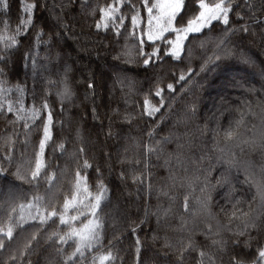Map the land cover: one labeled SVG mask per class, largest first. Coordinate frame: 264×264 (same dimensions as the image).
<instances>
[{"label": "snow or ice", "instance_id": "6c2138e0", "mask_svg": "<svg viewBox=\"0 0 264 264\" xmlns=\"http://www.w3.org/2000/svg\"><path fill=\"white\" fill-rule=\"evenodd\" d=\"M72 2L48 4L46 0H21L23 15L15 27L6 18H0V119H5L12 126L11 131L0 135V192L7 189L4 197L0 198V254H3L0 264H32L31 257L39 253L42 241L54 248L59 257L57 264H117L119 249L113 241H120L122 234L117 233L121 220L105 211L111 203L110 189L100 175L99 166L95 168L96 184L92 188L88 170L93 165L86 158L84 147L69 152L65 146L66 138L60 142L53 140L54 108L49 95L55 88L56 99L63 111L65 104L73 102L74 93L69 84L67 64L62 73H57L61 77L59 80L51 78V64L58 61L48 53L53 39L62 36L59 29L67 30L63 12ZM125 5L131 13L129 35L139 40L137 55L146 69L162 62L164 57L173 61L187 60L190 64L197 55L191 47L193 40L199 41L201 72L213 71L231 59L247 64L243 54L236 55L232 37L249 32L248 20L264 25V15H257L264 13V0H243L242 3L238 0H141L139 6L131 0H113L99 7V17L94 24L97 32L111 29L117 36L121 35L120 28L124 27L127 15L122 8ZM80 6L82 9L88 7L87 0H82ZM9 7L8 0H0V12L4 17ZM57 8L59 13L55 11ZM142 9L147 13L144 27H141ZM241 9L247 11V16ZM44 10L50 19L55 20L47 32L42 27L43 20L36 17L37 11ZM89 14L96 16L97 8H91ZM233 15L240 21L238 25L231 19ZM221 25L223 27L217 31ZM46 35L49 37L47 40L44 38ZM29 40L30 47L23 53V80L17 79L13 83L9 78L13 71V57ZM146 45L151 51L145 50ZM42 47L46 52L43 57L40 56ZM121 56L129 57L125 63L136 62L129 52L115 58L120 59ZM192 75L189 66L187 72H181L179 81L189 83ZM29 79L31 87L28 86ZM118 82L122 85L127 83L130 90L134 84L127 77H118ZM233 86L257 97L255 103L252 99H240L235 108L222 105L218 109L219 116H215L214 126L209 128L205 125L202 133L205 136L211 133L210 141L203 145L205 151L187 162L181 153H176V164L184 175H177L165 160L169 183L160 194L168 201L167 206L159 202V197L155 206L146 202L143 218L139 223L132 222L129 229L135 237L136 264H143L141 225L153 218L156 227L152 241H162L161 247L174 255V262L169 264H186L193 258L192 253H196L195 264H217L218 254L219 264H224L223 255L228 256V264H264V243H258L255 249L252 246V241L264 232V164L257 169L249 162L240 168L235 151L239 148L243 152L248 147L264 152V84L259 90L246 81L234 82ZM88 87L93 85L89 83ZM167 89L173 92V84H167ZM154 95L159 97L158 104L152 103L148 94L144 97L142 115L149 118H154L166 104L164 89L159 84ZM26 97L32 101L27 107ZM196 113L197 102L193 101L186 115L194 117ZM225 113H229L226 123L223 119ZM93 118H97L95 109ZM250 118L258 119L259 125L253 123L249 128ZM21 127L24 130L20 140L23 150L17 146L21 135L18 129ZM249 132L251 135L247 134ZM34 133H41L37 137L38 147L32 140ZM148 136L149 141L143 144V171L133 168L130 172L133 184L140 186L137 192L143 190L150 198L152 173L149 160L152 156L159 159L164 151L161 145L169 140H155L154 130ZM83 141V130L77 127L73 142L82 144ZM177 146L184 147L179 143ZM129 147L139 149L141 145L133 138ZM29 148L32 149L31 156L28 155ZM46 148H51L52 154L59 151L61 158L68 156L75 161L77 166L67 190L60 184L67 166L58 164L53 168L49 162L51 155L48 160L45 158ZM213 159L215 164L211 163ZM205 160L209 161L207 167L203 166ZM128 162L133 161L129 159ZM134 163L141 164L139 156ZM189 163L196 166L191 173ZM217 165L222 167L213 182L212 173ZM234 168L236 175L232 174ZM124 178L121 172L120 179ZM42 185L45 186L43 193L40 191ZM217 187L226 188L225 204L215 212L212 192ZM196 191L201 195L196 197L198 208L194 210L190 200ZM173 220L177 222L175 225ZM109 229L113 230L111 235ZM169 229L179 233L174 241L167 235ZM198 235L209 243L205 245L198 241ZM44 259L46 264H53L50 258Z\"/></svg>", "mask_w": 264, "mask_h": 264}, {"label": "trees", "instance_id": "16d2710c", "mask_svg": "<svg viewBox=\"0 0 264 264\" xmlns=\"http://www.w3.org/2000/svg\"><path fill=\"white\" fill-rule=\"evenodd\" d=\"M9 10L7 16L0 12V18H6L10 24L15 27L22 17L21 0H8ZM30 2V0H26ZM48 4L65 3L69 0H46ZM113 0H87L88 7L81 8L82 0H73L63 12V21L68 26L65 31L59 29L62 36L59 39H53L51 52L48 53L55 61L51 64V78L59 80L61 77L57 75L62 73L65 64L69 66L68 79L71 89L73 90V102L64 105L62 111L61 105L56 99L55 88L49 95V102L53 105V140L60 142L62 139L68 141L66 148L71 151L84 147L85 156L93 165L88 170L89 184L94 188L96 184L97 173L95 168L99 166L100 175L103 177L104 183L108 185L111 203L105 209L109 215H115L121 220L118 225V235L120 241H113L119 249L117 264H136L135 237L130 233L132 222L139 223L143 218V209L145 203L155 206L159 202L167 206L168 201L161 195V191L169 183L168 171L165 168V160H168L172 170L177 175H184L183 170L176 164V153H181L185 161H189L193 156L199 157L205 151L203 145L206 141H210L211 133L207 136L203 135L205 125L209 128L214 126L215 116H219L218 109L222 105L235 108L240 103V99H252L255 103L257 97L241 91L234 87V82L246 81L248 85L254 86L257 90L261 84H264V25L254 24L248 20L249 32L247 34L238 33L232 37L236 46V55L243 54L248 63H241L238 59H231L221 67L210 72H201L200 64L202 59L198 55L200 53L199 41L193 40L191 47L197 55L189 64L187 60L173 61L164 57L162 62L150 66L147 69L140 63V57L137 55L139 50V40L129 35L131 31V13L127 6H122L127 13L124 27L120 28L121 35L117 36L111 29L107 32L101 30L97 32L94 27L95 21L99 17V7L105 6ZM138 6L141 0H131ZM242 3L243 0H238ZM256 2V0H254ZM97 8L96 16L90 15L91 8ZM194 9L195 5L192 4ZM57 13L60 9L55 10ZM241 12L247 16V11L241 9ZM143 17L141 27L146 26L147 13L141 10ZM257 15H264L258 13ZM36 17L43 20L42 27L45 32L49 27L55 24V20L49 18L47 10L37 11ZM231 19L238 25V21L233 15ZM218 26L217 31H219ZM49 38L47 35L44 37ZM146 39V38H145ZM159 43V42H157ZM31 41H26L13 57V71L10 73V80L15 83L17 79L23 80V53L30 47ZM146 51H151L145 46ZM124 52L131 54V59L136 61L132 64L125 63L129 57L118 55ZM46 54L45 49H40V56ZM210 54V53H209ZM41 62H44L43 60ZM192 68L193 75L189 83L179 81L181 72H187L188 67ZM118 77H127L134 82L131 90L127 86L118 82ZM187 78V77H186ZM91 83L92 88L88 85ZM173 84V92H169L167 84ZM159 84L164 89L166 100L165 107L161 109L154 118L142 115L143 102L145 94L154 104H158L159 97L154 95L155 87ZM31 87V80L28 81ZM239 98V99H238ZM193 101L197 102V113L194 117L186 115L189 106ZM31 98L26 97V107L31 104ZM93 109H95L96 119L93 118ZM126 114H131L130 118ZM234 115V113H232ZM229 113H225L224 121L227 122ZM259 125V120H252L248 127L252 124ZM63 125V127L61 126ZM77 127L83 130V143L74 141V135ZM12 130V126L7 124L5 119H0V135ZM155 132V140H163L167 138L168 143L161 145L164 149L160 158L150 157L149 171L152 173V196L149 198L140 187L133 184L130 169L136 168L143 171V144L149 141L148 133ZM21 133L17 141V146L23 150L20 140L23 139L24 130L18 129ZM111 133V134H109ZM41 133H34L32 140L38 147L37 137ZM251 135V133H247ZM133 138L139 142L141 147L135 149L129 147ZM189 141L191 144H189ZM154 143V141H153ZM178 143L184 147L178 148ZM129 147V151L125 152V148ZM238 166L243 168L251 162L258 169L264 164V152L260 149L244 148L241 152L239 148L235 149ZM46 160L51 155L50 164L55 168L58 164L67 166L65 175L61 177L60 184L63 189L69 188V180L71 179L76 163L73 159L65 156L61 158V153L57 151L52 154L51 148H46ZM32 149L29 148L28 155L31 156ZM139 156L140 165H136L134 160ZM128 158V159H126ZM131 159L133 162L129 163ZM211 163L215 164L213 159ZM208 160L203 162V166L207 167ZM189 171L196 167L188 164ZM222 165H217L216 170L212 173L214 178L219 175ZM121 172L124 173V180L120 179ZM232 174L236 175V169L232 170ZM242 177V173H241ZM27 188L28 186L25 185ZM44 185L41 186V193L44 191ZM7 189L0 192V198H3ZM226 188L217 187L212 192L213 211L218 212L219 208L225 204L224 193ZM242 194V193H237ZM201 194L199 191L192 193L190 200L194 210L198 208L196 197ZM139 197V198H138ZM63 193L60 195L62 200ZM182 200V197H181ZM83 219V218H82ZM175 225L177 222L172 221ZM155 220L150 219L148 223L141 225L139 234L144 240V248L141 252V260L143 264H169L174 262L175 257L169 252V249L161 247L162 241H152V232L155 229ZM109 229V235L112 233ZM163 235V231L160 233ZM167 235L175 240L179 233L169 229ZM227 235V234H225ZM256 236V233H253ZM196 239L205 245L209 242L205 241L203 236H197ZM258 243H264V232H261L256 240L252 241L253 249ZM207 250H213L208 248ZM167 254V255H165ZM3 254H0L2 256ZM196 253H192V259H188L186 264H195L194 257ZM45 257L50 258L53 264H57L59 257L56 255L54 248L44 245L37 255L31 257L32 264H46ZM224 264H228V256L222 257ZM220 254L217 255V264H219Z\"/></svg>", "mask_w": 264, "mask_h": 264}]
</instances>
